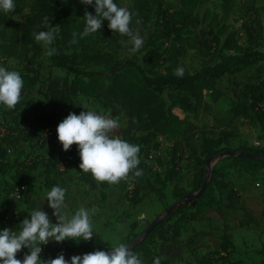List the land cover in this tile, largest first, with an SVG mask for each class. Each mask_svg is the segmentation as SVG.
<instances>
[{
    "label": "trees",
    "instance_id": "1",
    "mask_svg": "<svg viewBox=\"0 0 264 264\" xmlns=\"http://www.w3.org/2000/svg\"><path fill=\"white\" fill-rule=\"evenodd\" d=\"M180 1L183 8L187 9V14L196 10L201 3V0ZM226 1L228 2L229 0ZM114 2L118 5V0H114ZM14 4L15 10L13 12L5 13L0 10V65L4 58H19L24 61L27 73L36 75L38 60L43 46L41 43L36 42L33 33L37 30H46L40 26L47 19L48 24L59 26V35L50 46L56 49L55 54L51 56L52 64L74 74L71 82L67 80L61 82L49 77L46 88L40 92L42 97L40 99L28 98L24 102L21 122L29 135L28 140L34 142L40 137L44 129L49 127L54 128V132L57 135L59 123L69 113L74 112L79 115L81 111H87L88 109L81 105L70 106L67 110H62L63 103L77 94L91 96L101 101L113 113L118 109L124 110L123 112L128 119H133L136 124L142 126L144 133L138 136L133 135L129 128L121 127H118L112 134L114 137H119L130 144L138 145L140 147L139 157L149 145L158 148L156 140L158 137L181 136V138L173 142V152L170 159L171 164H173L172 167L167 169L160 179L157 180L159 187L153 191L157 193L160 201L165 198L167 185L172 183L179 175L176 167L182 158L175 156L179 155L178 152L181 151L183 146L187 150L190 149L189 151L192 154L194 152L190 139L194 137L195 128L172 113L173 108L177 106L185 114H196L201 109L211 110L212 103L218 102L224 96V91L219 86L224 76L236 74L264 60V51L260 48L261 44L257 42V37L261 33V21L258 17L257 20L254 19L243 24L249 42L246 46L239 42L237 32L234 30L229 31L225 25L220 26L221 30L217 33H213L212 31L214 30L211 29V33L201 42L197 51L201 58H206L207 54L212 58L207 59L199 70L190 71L183 69V76H177L176 70L173 69H157L146 73L134 60L124 61L120 59L118 56L120 52L117 46L114 50L103 46L99 36H105L116 42L119 40L118 32H112L108 28L107 21L104 22L102 30L83 39H78L75 44L71 43L72 34L74 32H82L85 26L80 0H14ZM154 4L157 5L155 10V32L148 37L149 45L152 48L144 56L145 59L159 60L162 57L159 46L155 44L158 39L163 40L166 45L169 42L179 44V54H183L182 44L188 42L189 39L180 34L181 28L178 26L179 24L173 22V13L164 8L163 0L141 1L137 7L130 8L129 11L133 14V24L138 19H142L143 24L149 21L152 15L150 13L151 7ZM227 7L224 8L223 15L228 14ZM26 8H29L26 18L22 22L17 21L15 19L16 15ZM216 24L220 25V22L218 21ZM192 42L191 44L194 45V42ZM229 51L233 53H229ZM215 55L219 59L214 61L212 59H215L213 58ZM81 66L102 67L104 71L109 72L107 76L109 83L105 85L96 76L98 71H87L84 68H80ZM133 69L137 70L138 77ZM38 80L37 74L31 79L27 87H23L22 93L24 90L32 88ZM166 91H168L167 98L170 100V104L167 103V99L164 97ZM240 93L241 98L235 104L232 114L233 118H239L240 124L243 123L253 130L258 129L264 133V108L260 106L264 100V80L259 83H244L240 88ZM207 95L210 96L211 102L208 101ZM98 114L114 118L112 114ZM239 125L234 128L220 130L215 136L209 133L202 135L200 137L199 153L195 159V167L201 168L193 176L191 190L186 191L179 185L172 187V198L175 202H180L188 194L197 192L204 180L205 168L208 167L206 164L207 159L214 160L218 158V163L211 169L208 185L198 200H191L173 209L149 235L143 236L142 233H135L137 225L132 223L129 233L120 239V243L124 245L132 244L136 239H139L137 243L130 246V249L134 254L140 255L143 264H155L157 260H159V264H172L159 258L155 249V234L158 231H162L164 225L175 216H179V221L193 220L195 212L192 210L197 205H217L215 189L220 190L222 188L220 181L217 180L219 172L224 169L248 173L264 170V147H251L253 145L246 146L243 144L236 148L223 146L224 142L236 139L239 136ZM45 142L47 141H43L41 146ZM55 147L60 149L58 156H62L65 152L62 144L58 141ZM231 150L249 153L262 160H251L238 156L221 157ZM7 156L5 148L0 145V176L12 172L11 182L5 183L3 193L9 196L20 186L24 187L25 192L34 183L32 173L40 163H31L25 160L10 163L7 160ZM61 162L59 157H55L47 159L46 163L43 164V176L46 187L54 185L51 174ZM80 163L79 157L75 162L79 180L92 190L99 189L97 201L103 203L106 200L105 191L109 183L98 182L91 173H84L79 168ZM139 193V188L134 186L126 194L127 202L131 208L141 204L142 200ZM7 200L5 204L0 205L1 229H3L4 223L8 219L13 221L15 217L12 213L10 215L8 211V207L12 204V199ZM2 206L3 208L5 207L3 210L1 209ZM179 221L177 220L174 223L173 236H178L180 233ZM14 228H17V225ZM42 249L41 258L47 260L56 258L60 253L65 255L80 249L86 254L95 250L109 251L113 248L105 243L90 245L80 243L75 249L63 245L59 253H56L57 247L51 245H46ZM28 252V249H23L17 254V258L22 260ZM232 252L231 238L224 232L221 251L207 254L199 264H245L239 260H231ZM257 254L260 256L258 264H264V243L262 248L257 251Z\"/></svg>",
    "mask_w": 264,
    "mask_h": 264
},
{
    "label": "rangeland",
    "instance_id": "2",
    "mask_svg": "<svg viewBox=\"0 0 264 264\" xmlns=\"http://www.w3.org/2000/svg\"><path fill=\"white\" fill-rule=\"evenodd\" d=\"M118 0V6L126 7L128 10L133 7H137L141 1L146 0ZM164 8L168 9L171 13H173V22L179 24L181 28L180 34L183 37L188 38V42H184L182 44V50H184L183 54H179V44L174 42H169L168 45L164 44L163 40H156V46H159L161 58L159 60H147L145 59V55L151 50V46L149 45L148 37L150 34H154L155 25H156V14L155 10L157 5H152L150 13L151 18L145 24H143L142 19H138L141 23L136 25L134 22L133 27L138 28L140 31V35L144 39L143 46L141 49L135 53L130 54L127 51L125 45L121 43L122 40H127V37H122L119 33V40L113 41L105 36H99V39L103 46L107 49L113 48L117 46L119 48L118 56L122 60H134L146 73L152 72V70H167L173 69L177 70L178 68H182L184 70L197 71L202 67V64L212 57H209L207 54L206 58H201L198 54V46L207 38L209 33H211V29L213 33L219 32L221 30L220 26L225 25L226 29L234 30L237 32L239 42L246 46L249 44L248 35L243 28V24L245 22H251L257 17L261 21L259 36L257 37V42L261 44V49L264 51V0H201L198 8L193 12L187 14V9L183 8L180 0H163ZM228 6V7H227ZM227 7L228 14H224V8ZM80 8L83 13H85V9L95 15V9L93 6H85L80 3ZM29 13V8H26L20 14L16 15L15 19L19 22H22ZM208 14V17L206 18ZM206 15V16H205ZM206 18V21H205ZM220 22V25L216 24V22ZM194 42V45L191 42ZM192 42V43H193ZM42 44V42H41ZM43 46V44H42ZM130 47V45H129ZM46 49L43 46V50L38 60V68L36 75L33 73H27V69L25 67L24 61L19 58H4L3 62L0 66H6L10 71H17L20 73L23 81L24 87H27L31 82V79L38 74V82L33 85L32 88L28 90H24L22 93L21 102L16 106L14 110H9L5 106L0 105V123L7 129L10 130V137L3 140V145L7 147L10 151V154L7 156V160L11 163L13 161H30L39 162L40 164L36 168V170L32 173L34 177V181L36 182L33 187H29L27 191H33V196H35L40 204L43 202L42 207L43 210L48 212L49 218H52L53 210L48 206L46 201V193L52 189V187L59 185L67 190L66 196L70 199H73V205L77 208H81L78 203L80 202V198L85 194V192H81L80 185L77 184L74 180L78 177V171L75 169V162L79 159L78 146L73 145L72 148L68 152H64L62 156H58L60 149L55 147L56 142L47 141L42 146L33 145V142L28 140L29 135L26 133L25 126L21 122V113L23 110L24 102L28 98L40 99L42 96L40 94L43 91L47 84L49 77L60 80L61 82L67 80L71 82L74 78V74L67 72L66 69L55 67L52 64L51 57L45 55ZM229 53H233L229 51ZM218 60L219 57L215 55L213 57ZM80 68H84L87 71L96 70V76L103 81L105 85L109 83L107 76L109 75L108 71H104L102 67H91V66H81ZM134 70V69H133ZM134 72L138 77L137 70ZM264 80V60H261L256 65H253L249 68L244 69L243 71L226 75L220 81V88L224 91V97L221 98L218 102L212 103L211 110H199L196 114H185L182 113L181 109L177 106L173 108L172 113L176 114L178 117L182 118L186 123L192 125L195 128L194 137L190 139L191 145L193 146L194 152L192 154L191 151L187 150L184 146L181 151H179V155L175 157H181L182 160L177 163V171L179 175L177 177L178 184H180L186 191H190L193 183V176L195 172L200 169L199 167H195V159L199 153V143L200 137L209 133L210 135L215 136L218 131L234 128L240 124L239 118H233V112L236 102L241 98L240 88L246 82H260ZM168 91L165 92L164 97L167 99V103L170 104V100L167 98ZM208 101L211 102L210 96L207 95ZM81 105L88 110L95 111L97 113H107L112 114L113 119H116L119 122V127L121 128H129L133 135L138 136L144 133L141 125L136 124L135 120L128 119L124 110H117L116 112H111L112 110L107 109L103 103L91 96H86L83 94L73 95L69 100L63 103L62 110H67L70 106ZM186 126V125H185ZM253 129L249 128L245 124L241 123L239 125V136L236 139L227 141V145L229 148H236L237 146L243 144L246 146L252 145L253 142H257L259 140H253V135H251ZM113 134V133H112ZM244 135V138H243ZM178 137H158L156 140L158 142V148H154L151 145L145 148L144 153L139 157L140 163L138 165L137 170L142 172V175L136 176L135 171L129 174V178L127 180H121V188L118 189L116 194L115 201L120 200V203L124 205L125 196L129 193L134 186L139 188V196H143L142 204L137 206L136 208V217L139 222L136 223L138 231L137 233H142L149 226V224L159 216H162L165 211L174 203V199L172 198V183L167 185L165 190V198L160 201L158 199L157 193H154V189L159 187L158 179L162 176V174L172 167L171 157L173 152V142ZM243 139V140H242ZM260 142V141H259ZM253 147V146H251ZM177 153V154H178ZM189 155V156H188ZM59 157L62 161L60 165L52 171L51 176H55L58 181L60 175L63 173L70 172L73 175V179H70L71 182H64V185H61L62 181L57 182L54 181L55 184L51 185V187H46L45 179L43 176V164L46 163L47 159ZM188 157V158H187ZM192 157V158H191ZM218 159L211 160V163L217 162ZM213 165V166H214ZM206 171L210 169V167L205 168ZM212 169V168H211ZM211 171V170H210ZM12 173V172H11ZM12 175V174H11ZM211 175V173H210ZM209 175V179L210 176ZM218 176V174H217ZM7 176L1 177L2 181L6 179ZM257 180L264 181V174L256 177ZM0 187H3V190H0V205L5 204L7 199L3 193L4 191V182H0ZM99 190V189H98ZM197 193V192H194ZM96 197L98 199L99 193H96ZM20 195L18 198H13L12 204L17 201L21 202ZM90 201V193L85 199ZM96 200V199H95ZM185 201L183 199L179 204H182ZM11 202V201H10ZM11 204V205H12ZM20 204V203H19ZM101 204L97 200L94 201L93 206H97ZM127 207L124 209V213L126 211H130L131 206L126 204ZM24 206L17 208L18 211H23ZM5 208V207H4ZM2 206V210L4 209ZM90 208V205H89ZM87 208L89 211L90 209ZM28 209L26 207V215L28 216ZM133 209V208H132ZM8 211L11 215L13 213L14 220L12 221V226L10 228L16 231L14 226L17 225L16 214L12 207H8ZM170 214V213H169ZM1 230V228H0ZM94 236H96L100 229L99 227L93 228ZM93 236V237H94ZM66 245L65 242L62 243ZM121 244L118 242L114 245L117 246ZM113 247V248H114ZM61 250L56 249V253H59ZM96 251V250H95ZM111 250H109L110 252ZM94 252V251H92ZM73 253H77L80 255H84V251H75ZM72 253V254H73ZM70 262V261H69Z\"/></svg>",
    "mask_w": 264,
    "mask_h": 264
},
{
    "label": "clouds",
    "instance_id": "3",
    "mask_svg": "<svg viewBox=\"0 0 264 264\" xmlns=\"http://www.w3.org/2000/svg\"><path fill=\"white\" fill-rule=\"evenodd\" d=\"M85 6H93L95 15L85 9V26L82 32H74L71 43L83 39L102 30L104 22H108V28L112 32H118L127 40H122L130 54L137 53L143 46L144 39L138 28H134L133 14L126 8L118 6L114 0H80ZM0 10L5 13L15 10L14 0H0ZM136 25L141 22L135 21ZM43 29L33 33L36 42L43 44L45 55L51 57L56 49L50 47L59 35V26L48 24L47 19ZM130 45V47H129ZM177 76H183V69L176 70ZM24 81L17 71H10L6 66H0V105L9 110H14L21 102ZM119 127L116 119L108 118L95 111H81L79 115H69L59 123L57 127L58 140L63 150L68 152L73 145L78 146L81 163L79 168L84 173H91L98 182L117 184L121 180H127L129 174L135 171L138 177L142 175L137 170L140 163V147L133 145L112 133ZM67 190L59 185L52 187L46 193L48 206L53 210L57 223L53 224L41 202L33 208L20 224L19 232L11 229L0 230V264H143V261L134 254L130 247L119 244L110 252L96 250L83 256H73L70 262L65 259L63 253L56 258L46 261L41 258L42 245L50 241L63 243L66 240L91 241L94 236L91 217L95 209L89 211L79 208L75 214L68 216L65 212ZM29 252L23 259H18L17 254L23 249ZM159 264V260L155 262Z\"/></svg>",
    "mask_w": 264,
    "mask_h": 264
},
{
    "label": "crops",
    "instance_id": "4",
    "mask_svg": "<svg viewBox=\"0 0 264 264\" xmlns=\"http://www.w3.org/2000/svg\"><path fill=\"white\" fill-rule=\"evenodd\" d=\"M251 135L254 137L253 140L257 139L260 141L253 142L252 145L257 143L260 147H264V133L255 129L252 130ZM223 146L228 147L227 141L223 143ZM218 161L219 159L215 165ZM11 174L9 172L3 175L4 177L7 176L4 181L1 179L3 176H0V182H4V185L7 182H11ZM262 174H264V170L248 173L224 169L219 172L217 180L220 181L222 188L220 190L215 189V197L218 204L215 206L197 205L192 210L195 212L193 220L179 221V216H175L167 222L163 230L155 234V249L159 258L167 260L172 264H199L207 254L221 251L222 236L225 232L230 236L233 245V252L230 256L231 260H239L245 264H258L260 256L257 254V251L262 248L264 243V181L257 180L256 177ZM51 179L57 182L62 181L61 185H64V182H71L70 179H73V175L68 172L60 175L59 181L55 176H51ZM74 181L80 185L81 192H85L79 199L78 205L86 209L90 205V211L95 209V214L92 215L91 220L93 228L99 227L100 232L91 241L87 242L82 240L79 242L66 240V247L75 249L80 243L86 245L105 243L113 248L115 244L120 242L122 237L129 233L131 224L139 222L138 219L140 218L136 217L137 206L133 209L130 208V211L124 213L123 210L126 209V204H128L126 196L124 198V205L120 203V200L115 201L116 194L118 193L116 191L123 186H121L122 181L117 184L109 183L105 191L106 200L97 206H93V203L98 200L96 193H99V190L90 189L79 178H76ZM35 184L36 182L34 181L30 187H33ZM172 184V187L174 185L182 187L178 184L177 178ZM0 190H3V187H0ZM32 193H35L33 189L23 192L21 202L15 201L11 205L14 213L17 215L16 232L21 230L22 226L20 224L22 221L25 218H30L29 214L31 210L39 206L37 199H35L36 197ZM89 193L90 201H87L85 199ZM5 198L13 200L11 195H5ZM140 198L143 200V196H140ZM66 203L67 208L65 212L70 217L75 214L77 208L73 205V199H70L68 196H66ZM22 206H24V210L18 211L17 208L20 210ZM26 207L29 208L28 216L25 212ZM50 220L53 224L57 223L55 216L50 218ZM177 220L181 227L180 233L178 236H173V226ZM5 228L11 229L9 219L4 223L3 229ZM137 231L138 228L134 232L137 233ZM78 251L83 250L80 249ZM137 256L141 258L139 254Z\"/></svg>",
    "mask_w": 264,
    "mask_h": 264
},
{
    "label": "water",
    "instance_id": "5",
    "mask_svg": "<svg viewBox=\"0 0 264 264\" xmlns=\"http://www.w3.org/2000/svg\"><path fill=\"white\" fill-rule=\"evenodd\" d=\"M223 156H238V157H241V158H246V159H251V160H258V161H261L262 159H260L259 157H256V156H254V155H252V154H249V153H242V152H240V151H238V150H231V151H228V152H226L225 154H223L221 157H223ZM216 159H218V158H216ZM210 162H211V159L209 158V159H207V162H206V164H207V166L208 167H210V169L209 170H207L206 172H205V175H204V180H203V182H202V184H201V186H200V189L197 191V193H192V194H188L187 196H186V198H185V201L183 202V203H188V202H190L191 200H198L199 198H200V196L202 195V193L205 191V189H206V187H207V185H208V181H209V175H210V173H211V168H212V166L214 165V163H211L210 164ZM182 203V204H183ZM182 204H179V203H174V204H172L166 211H165V213L162 215V216H159V217H157L156 219H154L150 224H149V226L145 229V231L143 232V236H147V235H149L151 232H153L155 229H156V227L158 226V224L169 214V213H171L172 211H173V209H175L176 207H179L180 205H182ZM139 241V239H136L132 244H129V245H126V246H128V247H130L131 245H133V244H135V243H137ZM77 255H79V256H83V255H80V254H77V253H69V254H65L64 256H65V259L66 260H68V261H70L71 260V257H73V256H77Z\"/></svg>",
    "mask_w": 264,
    "mask_h": 264
},
{
    "label": "built area",
    "instance_id": "6",
    "mask_svg": "<svg viewBox=\"0 0 264 264\" xmlns=\"http://www.w3.org/2000/svg\"><path fill=\"white\" fill-rule=\"evenodd\" d=\"M22 94V93H21ZM260 106L262 108H264V100L261 102ZM10 130L5 128L1 123H0V145L3 146L5 148V151H6V154H10V151L7 149L6 146L3 145V140L4 139H7L10 137ZM54 141V142H58V137L56 135V133L54 132V128L52 127H49V128H46L44 129V131L41 133L40 137L37 138L33 144L34 145H37V146H41V143L43 141ZM259 144L255 143L253 144V147H258ZM24 187L23 186H20L19 188H16L14 190V192L11 194L12 198H18L23 192H24ZM10 222V226H12V221H9ZM47 245H51V246H55L57 247V249H61L63 247V244L62 243H57L55 241H50L49 244ZM46 245H42L41 247H45Z\"/></svg>",
    "mask_w": 264,
    "mask_h": 264
}]
</instances>
